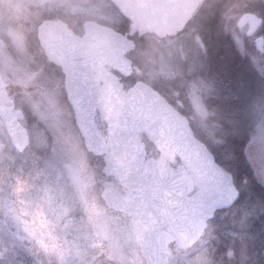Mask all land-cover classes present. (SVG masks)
Instances as JSON below:
<instances>
[{"label": "rangeland", "instance_id": "obj_1", "mask_svg": "<svg viewBox=\"0 0 264 264\" xmlns=\"http://www.w3.org/2000/svg\"><path fill=\"white\" fill-rule=\"evenodd\" d=\"M31 2L0 0V78L4 85L6 77L27 81L26 101L38 114V119L22 123L30 138V147L24 153L17 154L10 140L0 147V264H144L130 237L126 216L108 209L100 194L88 199L86 210H65L66 203L60 197L63 180L58 181L57 177L58 173L61 177L67 176L64 164L68 160L61 148L53 156L48 131L49 122L59 118L62 112L59 100L48 92L51 70L56 68L47 62L36 39L37 25L49 18L32 16L26 7ZM45 2L56 4L63 0ZM81 2L98 7L103 19L96 23L116 25L121 22L119 12L105 0ZM246 2L244 9L237 5L226 9L221 13V23L216 26L232 41L236 57L248 58L252 70L264 75V35L256 34L263 19L251 10L253 1ZM55 11L70 20L74 31L82 32L79 29L82 17L69 16L55 8L46 13ZM246 16L252 20H243ZM233 22L239 27H233ZM33 32L35 40L31 39ZM197 34L191 30L160 40L144 36V41L128 54L135 73L127 84L131 86L142 80L162 92L186 116L191 129L206 142L211 141V149L224 159L228 155L227 141L240 135L234 131L233 121L243 109L252 105L258 109L260 102L247 104L238 98L237 92L225 83L223 76L229 72L221 75L222 83L216 84L213 71L207 67L212 62L205 50L210 40L198 34L197 43L194 39ZM211 54L214 58V53ZM6 90L11 98V91ZM16 107L14 103L13 112ZM96 122L104 131L105 124H99L98 119ZM142 141L146 156L156 157L151 143ZM256 143L258 141L254 140L250 157L255 154ZM81 146L82 163L92 176L89 183L100 188L105 183H115L101 173L102 159L87 152L82 139ZM210 229H207L208 235L205 233L199 243L188 250L194 253L192 264H200L199 254L204 250Z\"/></svg>", "mask_w": 264, "mask_h": 264}, {"label": "water", "instance_id": "obj_2", "mask_svg": "<svg viewBox=\"0 0 264 264\" xmlns=\"http://www.w3.org/2000/svg\"><path fill=\"white\" fill-rule=\"evenodd\" d=\"M109 1L131 21L129 32L89 22L83 23L78 35L61 20H44L37 26L36 38L46 60L59 67L72 85L65 94L74 104L77 127L87 125V136H81L85 150L102 157L101 172L121 189L109 187L100 198L107 208L128 218L130 236L145 264H168L173 239H186L188 249L196 245L214 213L231 207L238 192L231 175L194 136L186 117L142 81L125 91L106 68L129 76L132 62L126 55L135 47L129 37L176 34L201 0ZM93 73L103 81L100 90L87 79ZM101 98L104 133L93 118V113L100 115ZM8 110L13 112L14 103L0 78V113ZM140 135L151 142L157 157H146ZM19 138L29 143L22 125Z\"/></svg>", "mask_w": 264, "mask_h": 264}, {"label": "trees", "instance_id": "obj_3", "mask_svg": "<svg viewBox=\"0 0 264 264\" xmlns=\"http://www.w3.org/2000/svg\"><path fill=\"white\" fill-rule=\"evenodd\" d=\"M105 1L116 10L110 2ZM252 1L254 6L251 10L258 12L263 19L257 33L264 35V6L261 0ZM244 2L245 0H204L182 34L194 30L196 34L198 31V34L210 40L205 50L214 64L212 65L211 62L212 67H207L213 71L216 84L222 83L221 75L229 72L228 75L223 76L225 83L228 82L231 89L237 92V97L249 104L260 102L256 96H249L247 93L256 88L260 78L264 75H259L252 70L248 58L236 57L232 41L224 36L221 27L216 26L217 23H221V13L235 5L244 9V4H248V2ZM249 9L246 7V10ZM45 13L42 14L44 18H60L72 27L70 20L57 14L56 11ZM120 18V23L108 24V26L121 33L127 32L130 22L121 15ZM79 29H81V25ZM150 37L155 38L152 35ZM31 39L35 40L34 32ZM133 40L138 45L139 42L144 41V36L141 38L133 36ZM211 52L214 53V58ZM238 60L241 64L244 62L243 65H240ZM56 69L59 71L58 68ZM228 99H226L227 102H229ZM194 134L203 143H207L195 132ZM245 144L246 139L242 135L229 139L226 144L228 145L226 147L228 155L226 154L224 159L218 156L219 152L210 150L216 162L232 175L239 197L229 209L216 212L210 222L211 232L209 237L206 236L204 250L199 254L200 264H207L208 261H211L212 264H264V180L259 174L264 169L262 162L256 156L251 155L250 157L246 153Z\"/></svg>", "mask_w": 264, "mask_h": 264}, {"label": "clouds", "instance_id": "obj_4", "mask_svg": "<svg viewBox=\"0 0 264 264\" xmlns=\"http://www.w3.org/2000/svg\"><path fill=\"white\" fill-rule=\"evenodd\" d=\"M32 16L40 17L51 8L64 12L69 16L82 17L83 23L98 22L103 19V14L97 6L89 5L81 2V0H63L56 4L46 3L45 0H32L26 6ZM95 18V19H93ZM233 27H239L233 22ZM199 43L200 37L197 34L194 37ZM91 85L97 90L102 89L103 81L96 78L95 74L88 76ZM4 85L11 91L12 101L17 105L15 112L11 110L0 113V147H3L9 140L17 143L18 148L23 151L30 147L26 139L19 138L20 128L24 121L28 119H38V114L32 111L31 105L27 103L28 96L27 81H20L15 78H7ZM71 92L72 85L67 82L66 76L56 69L51 70V78L48 83V92L56 97L62 105V112L59 118L49 122L48 131L50 133V143L52 153L55 157L58 148H61L68 162L64 164L67 169V176L61 177L58 173V181L63 180L60 184V197L66 203V211L74 212L77 210H86L84 207L88 199H95L98 194H106L109 187H115V183H105L103 188L98 187L94 183H89L92 179L88 168L82 163L83 149L81 146V136H87V125L84 123L77 127L76 116L74 115V104L70 98L66 96L65 89ZM249 96H256L260 101V107L257 109L252 105L240 111L233 121V129L246 139V153L250 155L253 147V141H258V151L261 162L264 163V76L260 78L259 84L252 91L247 93ZM100 115L97 118L93 113V118L98 119L102 125L106 119L104 116L103 100L99 102ZM198 127H202L198 124ZM91 144L92 141L89 140ZM205 148L211 150V141L205 143ZM166 225L161 224V228ZM187 240L174 238L170 247L169 264H192L191 257L194 253L189 252L186 247ZM207 264H212L208 261Z\"/></svg>", "mask_w": 264, "mask_h": 264}, {"label": "flooded vegetation", "instance_id": "obj_5", "mask_svg": "<svg viewBox=\"0 0 264 264\" xmlns=\"http://www.w3.org/2000/svg\"><path fill=\"white\" fill-rule=\"evenodd\" d=\"M202 2H204V1H202ZM201 4L202 3H200V5L199 6H201ZM199 8V7H198ZM198 10V9H197ZM196 10V11H197ZM195 14V13H194ZM184 30V29H183ZM182 30V31H183ZM181 31V32H182ZM180 32V33H181ZM179 34V33H178ZM109 70V69H108ZM110 72H112L114 75H116V76H118V79H119V81L123 84V87H124V89H127L128 87H130V86H128V79H127V77H122L121 75H119L118 73H116L115 71H111V70H109ZM159 91V90H158ZM160 92V91H159ZM161 94H162V92H160ZM163 95V94H162ZM167 99V98H166ZM254 146H255V148H254V151H255V154H253V156H256L257 157V159L258 160H260L261 161V158H260V154H259V151H258V143H256V144H254ZM250 152H252L251 150H250ZM256 153H257V155H256ZM262 167H263V169H264V163H262ZM260 175H261V179H263L264 180V170H262L261 171V173H259Z\"/></svg>", "mask_w": 264, "mask_h": 264}]
</instances>
